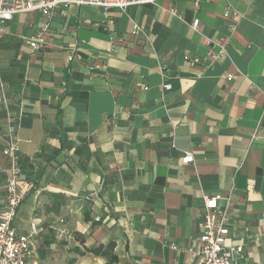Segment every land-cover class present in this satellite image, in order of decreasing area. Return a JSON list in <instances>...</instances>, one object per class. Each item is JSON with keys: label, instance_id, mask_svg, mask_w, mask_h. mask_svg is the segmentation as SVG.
<instances>
[{"label": "crops", "instance_id": "crops-1", "mask_svg": "<svg viewBox=\"0 0 264 264\" xmlns=\"http://www.w3.org/2000/svg\"><path fill=\"white\" fill-rule=\"evenodd\" d=\"M44 26L35 52L25 39ZM219 39L225 53L212 60L209 40ZM74 48L82 59L68 62ZM263 49L264 0L14 14L0 74L20 118L25 194L13 225L19 235L37 226L28 262L196 264L201 198L218 195L227 242L243 246L237 264H264ZM5 121L0 104V210Z\"/></svg>", "mask_w": 264, "mask_h": 264}, {"label": "built area", "instance_id": "built-area-1", "mask_svg": "<svg viewBox=\"0 0 264 264\" xmlns=\"http://www.w3.org/2000/svg\"><path fill=\"white\" fill-rule=\"evenodd\" d=\"M154 0H0V37L4 33V25L14 16V14L25 12H39L50 17L58 6H96L104 9L118 8L122 11L131 5L151 3ZM225 16L227 14L225 13ZM192 30L197 31L199 20L193 19L189 23ZM47 27L40 28L36 34L25 39V43L31 50L37 52L45 48V31ZM264 52V49H263ZM225 53V42L223 39L209 40L208 56L212 60H218ZM68 62L80 61V49H71L66 56ZM184 61L197 64V57L185 55ZM103 66L90 65L89 70H100ZM231 75L227 76L229 81ZM4 86L0 74V104L5 109V146L2 154L8 163L7 174L5 176V202L0 210V264H30L27 260L29 246L32 238L37 235L36 222H31L30 233L19 235L15 232L13 220L17 213V207L24 196L22 190V168L20 163V148L18 147L19 138L17 137V125L19 114L10 110L9 104L4 93ZM165 90H169L171 85L163 84ZM193 158L189 153L184 154V163L192 162ZM33 187L29 184L26 188L29 191ZM220 196L203 195L202 203V222L200 225L201 234L198 237V249L192 251V257L196 264H237V259L243 251L241 244L227 242L229 236L228 227V207L219 204Z\"/></svg>", "mask_w": 264, "mask_h": 264}, {"label": "trees", "instance_id": "trees-1", "mask_svg": "<svg viewBox=\"0 0 264 264\" xmlns=\"http://www.w3.org/2000/svg\"><path fill=\"white\" fill-rule=\"evenodd\" d=\"M94 252H96V253H99V251L98 250H93Z\"/></svg>", "mask_w": 264, "mask_h": 264}]
</instances>
